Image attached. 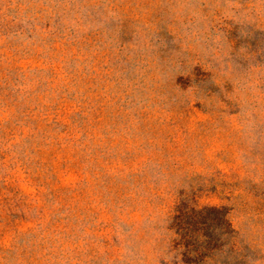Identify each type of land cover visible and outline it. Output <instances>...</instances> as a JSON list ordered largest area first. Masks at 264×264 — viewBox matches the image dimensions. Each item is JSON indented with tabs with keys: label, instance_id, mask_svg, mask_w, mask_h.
I'll list each match as a JSON object with an SVG mask.
<instances>
[{
	"label": "rangeland",
	"instance_id": "rangeland-1",
	"mask_svg": "<svg viewBox=\"0 0 264 264\" xmlns=\"http://www.w3.org/2000/svg\"><path fill=\"white\" fill-rule=\"evenodd\" d=\"M207 206L264 264V0H0V264H189Z\"/></svg>",
	"mask_w": 264,
	"mask_h": 264
},
{
	"label": "trees",
	"instance_id": "trees-1",
	"mask_svg": "<svg viewBox=\"0 0 264 264\" xmlns=\"http://www.w3.org/2000/svg\"><path fill=\"white\" fill-rule=\"evenodd\" d=\"M171 228L176 235L174 246L189 264H199L206 257L222 253L226 235L234 233L226 209L218 206L179 207Z\"/></svg>",
	"mask_w": 264,
	"mask_h": 264
}]
</instances>
